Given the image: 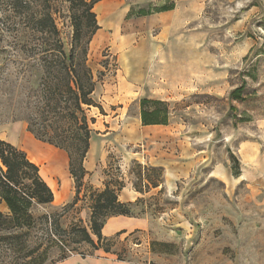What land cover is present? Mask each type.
Returning <instances> with one entry per match:
<instances>
[{"label": "rangeland", "instance_id": "374dc122", "mask_svg": "<svg viewBox=\"0 0 264 264\" xmlns=\"http://www.w3.org/2000/svg\"><path fill=\"white\" fill-rule=\"evenodd\" d=\"M23 1L30 8L19 14L15 0H0V135L21 123L17 148L42 169L47 185L59 190L66 183L68 190L60 202L35 209L37 217L61 213L75 190L66 154L26 131L45 42L28 20L50 13L66 52L73 32L65 0ZM101 4L108 17L99 10L87 64L102 113L86 112L93 119L88 175L60 225L88 228L89 195L105 184L122 185L118 200L136 203L138 218L103 236L96 251L73 246L77 252L61 260L59 248H41L17 264H264V0ZM172 4L173 10L156 12ZM140 10L151 14L140 17ZM142 100L168 105L166 126L142 125ZM150 169L163 175L154 189L145 180H158ZM8 262L0 251V264Z\"/></svg>", "mask_w": 264, "mask_h": 264}, {"label": "trees", "instance_id": "16d2710c", "mask_svg": "<svg viewBox=\"0 0 264 264\" xmlns=\"http://www.w3.org/2000/svg\"><path fill=\"white\" fill-rule=\"evenodd\" d=\"M14 10L29 9L28 2L15 0ZM101 0H65L68 4L69 23L72 28L70 49L66 52L60 40L59 30L50 13H41L28 21L32 30L45 38L39 45L40 78L32 101L27 103L30 113L24 122L26 131L33 138L67 156L68 174L73 181L75 195L72 202L61 209V213L43 214L35 217L33 211L39 207H49L54 196L42 179L39 167L31 162L26 153L0 140V251L9 258L5 264H17V260L32 257L41 248L57 247L61 260L70 253H76L78 246L85 244L93 250L105 240L102 230L107 220L115 217L138 218L136 203L118 200L122 188L118 184L112 189L108 184L102 191H92L89 195L91 213L88 228L72 225L62 228V214L75 204L83 180L88 175L84 167L90 148L93 119L86 112L91 108L102 113L93 99L95 81L87 64L88 46L99 30L93 9ZM173 4L162 7L157 13L173 10ZM143 10L140 17L149 16ZM242 87L231 93L233 100L240 99ZM168 105L161 101H140V121L143 126H166ZM143 170H149L143 168ZM158 174V180L145 179L153 189L161 185V170L150 169ZM141 193V192H139ZM45 246V247H43ZM35 259L22 264H35Z\"/></svg>", "mask_w": 264, "mask_h": 264}, {"label": "crops", "instance_id": "0c3cea01", "mask_svg": "<svg viewBox=\"0 0 264 264\" xmlns=\"http://www.w3.org/2000/svg\"><path fill=\"white\" fill-rule=\"evenodd\" d=\"M6 134L0 135V140L5 141L11 145H13L14 147H17L18 145V141H19V136L23 133V125L21 123H13L9 126L6 127ZM58 159H60L61 161V165L64 168V163H65V159L64 156L60 153L57 155ZM31 161V160H30ZM32 162V161H31ZM34 163V162H33ZM52 163V162H51ZM57 163V162H56ZM85 164V163H84ZM51 169L53 170V164L50 165ZM85 167V166H84ZM39 173L40 176L42 177V169L39 167ZM47 184V183H46ZM49 186V185H48ZM53 186V185H52ZM52 186H49V188L51 189L53 196H54V202H56V194L60 195L62 193L61 188H59V190H54V188H52ZM57 191V192H56ZM68 194V190H66L63 194H62V199L67 196ZM62 199H59L58 202H60ZM57 202V203H58ZM121 202V201H120ZM125 202H129V201H125ZM0 208H3V205H0ZM4 209V208H3ZM134 221L133 218H125V217H115V218H110L109 220H107L106 224L103 227L102 230V235L103 236H110L111 234H113L114 232H117L119 230H121L123 227L127 226V225H131L132 222ZM112 226L111 230L106 233L104 235V229L106 226ZM65 263V262H64Z\"/></svg>", "mask_w": 264, "mask_h": 264}, {"label": "bare ground", "instance_id": "6f19581e", "mask_svg": "<svg viewBox=\"0 0 264 264\" xmlns=\"http://www.w3.org/2000/svg\"><path fill=\"white\" fill-rule=\"evenodd\" d=\"M100 6H101V8H100ZM104 4H101V5H99V6H96L95 5V7H94V9H93V12L95 13V15H96V19H97V23L98 24H100L101 23V18L99 17V10L100 9H102V11H104V10H106V9H104ZM105 12V11H104ZM105 17L107 16L108 17V14H107V10H106V12L103 14ZM153 74V73H152ZM146 77V76H145ZM145 81V80H144ZM145 84V83H144ZM143 85V84H142ZM257 138H258V136H257ZM264 140V139H263ZM263 140H261V141H263ZM260 141V142H261ZM264 143V142H263ZM258 149V148H257ZM66 188V183H63V185H62V187H61V191H62V193L60 194V195H58V194H56V201H59V199H62V194L67 190V189H65ZM57 192V191H56ZM111 228H112V226H106L105 227V229H104V235L106 234V233H108L110 230H111ZM65 264H73L72 262H67V263H65ZM94 264H109V263H107V262H103V261H98V262H95Z\"/></svg>", "mask_w": 264, "mask_h": 264}]
</instances>
